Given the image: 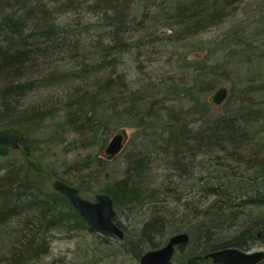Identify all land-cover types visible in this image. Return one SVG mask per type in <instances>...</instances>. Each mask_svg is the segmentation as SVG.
I'll return each mask as SVG.
<instances>
[{"label":"rangeland","instance_id":"374dc122","mask_svg":"<svg viewBox=\"0 0 264 264\" xmlns=\"http://www.w3.org/2000/svg\"><path fill=\"white\" fill-rule=\"evenodd\" d=\"M195 1H197L196 5L201 7L203 0ZM63 2L52 3V6ZM154 2L159 3L160 0H142L140 3L136 2L137 6L134 1L132 6L130 3V9L126 7L127 10L120 12L125 15L124 18L126 17L128 23V20L134 15H136L137 21L143 17L149 19L151 4H155ZM126 3L129 1L120 0L119 5L124 7ZM104 5L107 8L110 6L107 2L95 4L96 8L85 6L83 11L89 12L83 13L82 20H98L100 18L98 10L102 13L112 14V10L103 8ZM186 9L190 14H193L194 10H198L192 9L190 6H186ZM53 14L61 19L67 16V13L58 15L55 12ZM172 14L173 12L168 13V15ZM156 17H159L156 20L159 24L158 27L150 25L149 29L145 31L136 28L127 31L124 36L123 34L119 35L122 40L129 38L131 46L127 51L121 53L122 51L119 50L115 54V63L103 75L100 71L92 76L73 80L64 79L59 85L21 93L17 97L22 104L21 107L36 108L38 110L34 111L37 113L36 115H42L45 118H40L37 128L33 130L31 128L28 132V138L24 144L25 147L30 148L31 155L29 157H24L20 142L18 147L12 149L7 156H0V175L7 165L11 166L12 163L17 164L22 161L21 174L33 166L40 167L44 173L41 177L45 184V190L53 189L52 182L55 179H60L77 187L82 197L94 200L96 193L104 192L103 190L117 179H125L128 175L127 167L132 165L138 154H144L150 161L151 169L139 183L145 185L147 190L146 194L141 195L143 201H139L137 205L131 207L113 205L114 219L123 230L124 238L120 239L91 227V229L88 228V224L75 211L66 197L56 191L60 197H63L55 211L58 214L61 213L63 219L66 218L62 224L54 223L56 224L54 225L51 222L49 217L52 212L47 213L43 218L35 206L15 209L7 218L0 219V264H15L18 261H21L18 264H139L140 256L135 257L133 250H138L141 255L149 250L151 245L150 242H147V238H145L146 241L140 238L138 230L151 217L167 214L164 227L154 234V244L161 247L173 234L182 232L190 226V221L198 222L203 219L204 216L200 212L206 208L207 204H212L216 198L221 200L223 207L227 206L224 195L216 196L209 190L201 193L200 187L203 183H213L215 179H212V176L234 175L232 178L236 183L245 185L257 170L258 165L253 164L256 160L253 163L247 161L253 154H250L246 149L228 147L225 152H213L212 150L207 153H199L201 147L191 143V139H186V144L179 143L177 146L173 144L168 146L166 142L162 141L163 137L168 138L169 133V131H164L166 134L163 136L161 134V130H164L162 129L163 116L159 120L157 118L150 121L147 119L148 127L145 129L136 126L138 121L133 115L122 112V107L117 105L109 107L103 114L106 124L100 129L88 125V122L83 121V118H76L75 107L77 105L75 102L81 93L78 91L79 88L87 83L90 85L92 81L105 77L111 71L113 72L112 76H115L112 77L114 79L113 94L119 92L120 89H125L121 81L116 80V76L120 73L124 74V78L133 92L140 90L142 93L148 86L153 87L152 91L154 92L160 90V93L157 91L158 93L155 95L161 98V102L156 108L164 104L162 108L166 111L168 107L171 114L175 116L180 130L182 122L190 120L191 117L186 116L188 105L183 102V98L175 97L171 100L174 96L166 94L164 88L189 86V81L199 71L194 69V67H200V64L195 61L196 59H203L200 61L201 64L212 66L209 77L205 82H199L200 84L196 88L201 103L206 99L212 101L213 92L220 86H226L228 90L233 91V95L237 99L235 107L241 105L243 101H249L254 103V110H264V94L250 93L246 96L244 92L245 86L249 83L253 87L261 86L264 83V0H241L232 4L218 23L211 24L204 29L201 28L202 30L200 29L194 34L195 36L192 35L193 37L189 40H186L187 37H181L182 30L179 29L181 33H176V31L170 33V30L164 27L166 14H162L161 10L156 14ZM49 19V17L46 20L43 19V22ZM82 35L84 36V33ZM82 41L85 44V50H99L97 46L102 47L106 43L103 40L97 46H93L95 43L90 42L91 39L83 38ZM199 42L202 45H199ZM77 50L79 49L73 48L72 52ZM209 51L210 55H208ZM67 52L68 55H64L63 58L61 54L49 56L46 54L40 55L38 60L44 64H46V60H50L48 62L50 65L52 61L59 59L60 67L57 68V71L71 74L72 70L75 73L77 70L74 67H77L80 57H70L71 51ZM102 53H106L105 49L102 50ZM181 53H187L184 63L179 58ZM111 57L112 53L106 56V58ZM47 69L35 66L32 68L31 75L42 76ZM59 74L64 75L63 73ZM25 78L27 77L25 76ZM3 85L4 83H0V88ZM124 92L125 95L128 94V90ZM128 98L130 100L132 97L128 95ZM148 104L149 101L146 103V107ZM223 104L213 103L205 118L224 114L226 110ZM139 106L143 109L145 105L140 101ZM28 111L26 114L32 116V110L30 114L27 113ZM26 114L23 115V119L28 116ZM99 117L103 119L101 116ZM88 120L94 121L92 118H88ZM194 120H196V116L192 115V126L202 122L193 123ZM124 123L125 125H121ZM263 127L264 124L260 135L257 134L254 138L255 146L259 148L257 152L259 156H264ZM122 129L125 132L124 147L116 156L108 158L104 149L110 138L115 133L121 132ZM15 151L20 153L13 155ZM234 151L242 156L237 158L228 155L229 152ZM224 153L226 154L224 158H216L217 154L223 156ZM249 165H252V168H247ZM2 178L0 176V180ZM24 186L30 187V192L35 193V189L32 190V185L29 186L23 181L21 189H24ZM246 186L253 196L262 194L263 188L254 185ZM233 195L230 194L232 199H239L234 198ZM193 196L201 202L198 208L199 213H193L192 209L195 207L191 204L187 216L181 217L185 206L184 200ZM9 209H13L11 203L2 205L0 200V212L3 214ZM240 210L237 223L234 227L222 229L224 234L227 236L236 234L240 230H246L251 222L258 221L251 228V234L255 238L247 241L250 246L243 250L264 249V205H251L245 210L242 208ZM174 211L175 213H173ZM37 232H41L39 234L45 238L47 247L41 251L40 256L32 257V241L38 239L35 234ZM203 249V246H197L195 242L188 241L176 249L173 260H185L194 252H203Z\"/></svg>","mask_w":264,"mask_h":264},{"label":"trees","instance_id":"16d2710c","mask_svg":"<svg viewBox=\"0 0 264 264\" xmlns=\"http://www.w3.org/2000/svg\"><path fill=\"white\" fill-rule=\"evenodd\" d=\"M59 1L64 2L52 6V3H59ZM128 1L129 3H126L124 7H120V0H0V83H4L0 88V129L4 127H19L23 130L24 136L20 141V146L23 147L24 157L31 155L30 148L28 146L25 147L24 144L28 138V132L31 128L32 130L36 129L40 118L44 119L45 116H37V113L34 112L37 110L36 108H22V104H20L17 98L21 93L24 94L41 88H48L52 85H59L64 79L73 80L84 76H92L93 74L100 73V71L103 75L115 63V54L119 50L123 53L131 46L129 38L122 40L119 38V35L123 34L124 36L127 31L136 28L145 31L149 29L150 25L158 27L159 24L156 20L159 17L155 18V16L160 10L162 14H166L164 27H167L170 33L174 31L181 33L180 30H182L181 37H187L186 40H189L201 28L204 29L211 24L218 23L225 15L228 7L241 0H203L201 7L198 4L196 5L197 1L195 0H160L159 3L154 2L155 4H151L149 19L143 17L137 21L136 15H134L128 20L130 24L126 22L125 15L120 11L127 10L126 7L130 9L134 1L135 6H137L136 2L140 3L142 0ZM100 2L104 4L107 2L110 6L107 8L104 5L103 8L112 10V14L107 12L102 13L98 10L99 12L97 13H100L98 20H85L86 22L82 20L83 13L89 12L83 11L85 6L96 8L95 4ZM186 6L198 10H194L193 14H190ZM52 7L54 9H50ZM55 12L58 15L67 13V16L61 19L53 14ZM169 12H173V14L168 15ZM48 17L50 19L43 22V19L46 20ZM83 33L84 36L82 35ZM83 38L91 39L90 42L95 43L93 46H97L103 40L106 43L102 47L97 46L99 50H85ZM199 45L202 44L199 42ZM73 48H78L79 50L72 52ZM104 49L106 51L105 54L102 53ZM201 49L203 48L201 47ZM67 51H71L70 57H80L77 67H74L77 70L75 73L72 70L71 74L57 71V68L60 67L58 64L59 59L58 61H52L50 65H48L50 60H46V64L40 63L38 60L40 55L46 54L47 56L61 54L63 58L64 55H68ZM111 53L112 57L106 58ZM210 54L209 51L208 55ZM179 58L184 63L187 59V53H181ZM201 60L203 59L195 60L200 64V67H194V69H198L199 71L191 78L190 84L188 83L189 86L182 85L180 88L178 86L164 88L166 94L174 96L171 100L175 97L177 99L183 98V102H186L188 105L187 108L189 109L186 111V116L191 117L190 120L182 122L180 130L175 116L171 114L172 112L168 107L166 111L162 108L164 104L156 108L159 102H161V98L155 95L158 92L160 93V90L154 92L152 91L153 87L148 86L142 93L140 90L133 92L125 80L123 73L117 75L116 80L121 81L125 89H120L119 92L113 94L114 79L112 77L115 76H112L113 72L109 70L110 72L105 77L92 81L90 85L86 82L85 86L79 88L78 91L81 93L75 102L77 105L75 107L76 118H83V121L88 122V125L96 126L97 129L106 124L103 114L109 107L112 108L117 105L122 107V112L133 115L138 121L136 126H140L143 129L148 127L147 119L149 121L154 118L159 120L163 116L162 129L164 130H161V134L162 136L166 134L164 131H169V133L168 138L163 137L162 141L166 142L168 146L170 144L175 146L179 143L186 144V139H191V143H195L201 147L199 153H207L212 150L213 152H225L228 147H232L234 149H246L250 154H253L252 157L249 155L250 158L247 161H252L253 163L256 160L253 164H257L258 168L250 176L249 181L245 185L236 183L232 178L234 175H217L212 176V179H215L213 183L208 184L205 182L200 187L201 193L209 190L216 196L224 195L227 206L223 207L221 200L216 198L212 204H207L206 208L200 212L204 216L203 219L198 220V222L190 221V226L182 231L189 235V241L195 242L197 246L204 247L203 252H194L186 257L185 261H189L190 264H212L204 258V255L208 251L225 247L247 249L250 246L247 241L255 238L251 234V228L258 221L251 222L246 227V230H240L238 233L231 234L230 236L224 234L222 229H229L235 226L241 212L240 208L245 210L251 205H264V156L257 155L259 148H256V142L254 141L257 134L260 135V132H262L264 110H254V103L252 104L249 101H243L241 105L239 104L235 107L237 99L233 95V91L229 90V96L223 104L226 110L225 113L205 118L209 114L210 106L213 103L207 99L201 103L198 97L199 92L197 93L196 88L200 84L199 82H205L209 77L212 66L210 64H201ZM35 66L48 69L42 76H32V68ZM59 73H63L64 75ZM250 84L244 88L246 96L250 93L264 94V83L261 86L255 87L250 86ZM126 90H128V94L125 95L124 91ZM128 95L132 97L130 100ZM140 101L145 105L143 109L139 106ZM148 101L149 104L146 107ZM126 105H128V108H126ZM31 110L32 116L26 114V111L30 114ZM24 114L28 115L25 116V119L22 118ZM192 115L196 116V120L193 123L202 122H198L196 125L193 124L195 126H192ZM88 118H92L94 121L88 120ZM141 123H144V125H141ZM121 125H125V123ZM149 125H152V123H149ZM18 153L20 152L15 151L13 155ZM228 155L236 156L237 158L242 156L239 153L237 154L236 151L229 152ZM225 156V153L223 156L217 154L216 158H224ZM247 161L245 160L246 164ZM149 163L150 161L147 159V156L142 153L138 154L133 160L132 165L127 167V177L125 179H117L103 190L112 197L114 205L131 207L132 205H137V202L143 201L141 195L146 194L147 190L145 189V185H140L139 183L143 180L142 178L146 175L147 171L151 169ZM15 164L12 163L11 166L7 165L0 175L3 177L0 180V189H2L0 191L1 204L5 205L10 202L13 208L3 212V214L0 212V219L7 218L15 209L35 206L43 218L46 217L47 213L52 212L49 217L51 222L53 224H62L66 218L63 219L62 214H58L55 211H57V207L63 197H60L59 193L53 189L49 191L45 190V184L42 182L43 178L41 177L44 173L40 167L33 166L21 174L23 162L20 161ZM248 167L252 168V165ZM260 168L261 170H259ZM240 175L243 174L240 173ZM23 181L25 184H29V186L32 185V190L34 191L35 189V193L30 192V187L24 186V189H21ZM246 185L263 188L262 194L260 196H253L249 193L250 189ZM230 194H234L233 197L239 199H232ZM239 194L242 195L239 197L237 196ZM183 204L185 206L181 217L187 216L190 212L191 204L195 207L192 209L193 213H199L198 208L201 202L195 196L184 200ZM166 211L169 212V210ZM53 212L55 213L53 214ZM166 215L164 213L151 217L138 230L140 238L145 241V238H147V242H150V248L157 246L154 244V234L164 227ZM39 233L41 232L35 233L38 239L32 241V257L40 256L41 251L47 247L45 238L40 236ZM133 253L135 257L140 256L138 250H133ZM18 258L20 259V257ZM20 262H15V264ZM257 264H264V259Z\"/></svg>","mask_w":264,"mask_h":264},{"label":"water","instance_id":"95a60500","mask_svg":"<svg viewBox=\"0 0 264 264\" xmlns=\"http://www.w3.org/2000/svg\"><path fill=\"white\" fill-rule=\"evenodd\" d=\"M229 90L226 86L218 87L212 94L214 104H222L226 101ZM24 134L19 127H5L0 129V156H7L10 150L16 149ZM125 132L115 133L107 143L104 153L108 158L116 156L124 147ZM53 188L63 194L72 204L75 211L85 220L89 227L106 232L122 239L124 232L114 221L115 210L111 196L107 193H96L94 200H89L79 194L78 188L71 186L60 179L52 182ZM186 232L172 235L161 247L144 252L140 264H189L185 261H173L172 255L175 247L188 242ZM205 258H210L216 264H257L264 259L262 250H242L237 247H225L207 252Z\"/></svg>","mask_w":264,"mask_h":264},{"label":"flooded vegetation","instance_id":"af4514ba","mask_svg":"<svg viewBox=\"0 0 264 264\" xmlns=\"http://www.w3.org/2000/svg\"><path fill=\"white\" fill-rule=\"evenodd\" d=\"M173 235H174V234H173ZM181 245H182V244L177 245V246L175 247V251H176L177 248H180ZM154 248H159V247L156 246V247H154ZM150 249H153V248H150ZM150 249H149V250H150ZM211 263H212V262H211ZM212 264H214V263H212Z\"/></svg>","mask_w":264,"mask_h":264}]
</instances>
